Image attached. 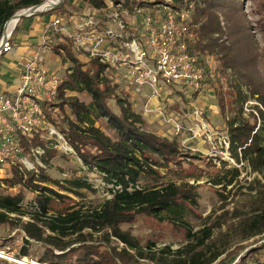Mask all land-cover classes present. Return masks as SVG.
<instances>
[{
	"label": "trees",
	"instance_id": "obj_1",
	"mask_svg": "<svg viewBox=\"0 0 264 264\" xmlns=\"http://www.w3.org/2000/svg\"><path fill=\"white\" fill-rule=\"evenodd\" d=\"M43 1L0 0V36L5 22L16 12ZM77 1L98 10L100 15L111 13L118 5L133 12L144 3H162V0ZM249 1L254 20L249 25L240 20L243 9L238 0H172L170 4L180 11L192 4L193 18L186 23L189 41L194 42L195 50L202 57L211 54L220 62L219 77L209 84L217 95L221 115L226 118L228 111L233 112L227 119L229 153L236 162H245L256 174L246 185L247 198L243 205L223 210L213 221L195 231L183 220L163 216V211L192 204L194 187L188 183H167L142 188L138 187V182L142 175L161 177L158 167L177 164L181 154L178 143L143 130L140 116L134 112L126 95L118 93L112 83L108 65L99 62L98 57L84 63L75 55L71 41L66 40L53 49L71 61V73L59 85L54 99L43 102L42 108L49 122L66 134L83 165L89 170L96 169L111 185L110 195L97 207L57 209L53 207L55 201L62 202L67 196L44 184L51 178L43 168H39L37 174H23L18 166H12L7 182L11 187L18 186L19 190L0 196V224L7 225L11 231H21L19 257H31L29 247L39 243L43 246V252L36 257L40 264H145L140 263L141 260L147 264H212L224 254L231 256V248L236 244L264 233V127L257 125L253 114H250L252 120L243 116L244 104L252 99L256 102L252 108L264 122V0ZM74 2L63 0L41 14L54 12L66 19L69 12L64 7H73ZM224 83L233 92L229 102L222 92ZM82 90L90 95V104L69 95ZM197 93L194 92V96ZM67 106L74 120L67 115ZM101 118L116 131L117 140H110L95 126L94 122ZM20 142L27 154L31 146L45 144L39 135L31 139L21 136ZM51 150H46L45 162L52 158ZM229 173L232 176L226 180L224 188L233 184L239 175L238 168ZM56 183L59 190L75 196L82 195L79 189L95 192L83 178L69 179L66 186ZM25 191L33 194L30 207L23 203L27 196ZM141 215L181 224L186 243L174 250L167 245L155 249L153 242L142 246L129 228H122Z\"/></svg>",
	"mask_w": 264,
	"mask_h": 264
},
{
	"label": "rangeland",
	"instance_id": "obj_2",
	"mask_svg": "<svg viewBox=\"0 0 264 264\" xmlns=\"http://www.w3.org/2000/svg\"><path fill=\"white\" fill-rule=\"evenodd\" d=\"M238 2L243 9V12L239 14L240 20L246 22L248 25L250 23L253 24L254 20L251 14L253 6L251 2L249 0H238ZM171 3L172 0H162L161 4L170 5ZM148 4L144 3L142 6L144 12H150L152 15L158 14L160 6ZM68 7L70 6L68 5ZM170 7L176 10V8L171 5ZM86 9H88V6L83 3L82 6L80 3L79 7L75 8L74 15L76 19H72L71 21L75 26L83 21V13ZM181 11L187 14L188 19L191 20L193 18L192 4L188 9L182 8ZM220 14V19H224L222 17L223 14ZM63 19L65 18H62V20ZM23 20L26 21V18ZM101 20L104 21V18H101ZM136 23L139 25L138 22ZM188 43L190 46L189 50L202 57V55L198 54L195 50L194 42L189 41ZM72 47L76 52L83 53L84 56L87 57L86 59L93 58L74 42L72 43ZM49 54L53 53L50 52ZM64 57L66 58V56ZM214 58L219 67V60H217L215 56ZM49 65H51V67H48L53 70V66L56 64L53 65V62H50ZM117 71L118 72L113 75L111 81L117 87L118 93L129 97L130 103L133 106L132 109L140 116V127L159 137L176 141L181 152L177 157V164L170 163L168 166L158 167L161 177L142 175L138 182V187L149 188L152 186H163L167 183H188L195 189V198L192 204L184 207L171 208L169 211H163L161 214L165 217L175 218L177 221L183 220L195 231L204 224H209V222L213 221L214 217L222 213L223 210H232L234 207L242 206L244 200L247 198L246 185L256 174L249 169L245 162H236V160L230 156L229 151L226 152L218 143L220 137L223 135H226L227 138L230 139L227 133V119L233 115V112L228 111L226 118L221 115L218 107L217 95L214 91L207 86L198 93L196 92L198 94L196 97L190 89H174L175 93L168 96L164 102L167 104L165 106L168 113L173 118L177 117V123L182 126L181 132L179 134H174L173 128L165 123L162 118L157 116L156 105L152 107L154 111L150 113L144 110L146 98L141 93L133 97L132 91L135 92V89L125 83L121 70ZM3 78L9 79L10 77L7 76ZM207 85L210 86L209 83ZM222 92L225 94V100L227 102L232 100L233 92L228 84L224 83ZM69 95L76 96L79 100L87 104L91 102L90 95L84 90L73 91L70 92ZM255 104V101L249 99L244 104L243 116L250 117L252 120L250 114H253L254 117L257 118V125L264 127V122L261 117H259L257 111L252 108ZM197 107L201 108V117L210 127V135H207L206 132H199L203 135L191 138L192 135L189 129L196 128V122L194 121L192 113L188 111L192 112ZM66 113L70 119L74 120V115L68 106L66 107ZM90 119L92 120L93 117L90 116ZM94 123L110 140H117L116 131L105 119H98ZM51 152L53 153L52 158L48 159L46 162L44 161L46 157L42 160L43 169L51 178L50 182L44 184L67 196L62 202L55 201L53 205L54 208L63 209L66 207H73L74 209H78L80 207H97L104 199L109 197L111 185L107 184L102 179V175L96 169L89 170L74 154L64 155L56 150H51ZM236 167L238 168L239 175L234 178V182L231 186L224 188V183L232 176L229 171ZM154 168L157 169L156 167ZM11 175L10 169L6 167H3L0 171V196L7 194V192L16 193L19 190L18 186L11 187L8 184L7 179L10 178ZM257 177L261 178L259 175ZM75 178L86 179L95 192L90 189H79L78 191L82 195L75 196L72 193L59 190L60 188L56 182L66 186L67 180ZM217 180L221 181V184H215ZM26 194L27 196L23 203L27 205V207H30L33 203V194L28 191ZM221 208L223 209L221 210ZM122 228H129L142 246H145L149 242L155 243V249H161L167 245L174 250L187 241L181 224L174 225L166 219L160 221L146 215L136 217L132 224L123 225ZM112 241L114 245L117 244L114 238ZM21 245V231H11L7 225L0 224V249L4 251V254L20 259L18 251ZM29 252L31 253V257H25V259L29 261V263L40 264L36 257L43 252V246L39 243H33V245L29 247ZM232 252L234 255L226 256L228 253L224 254L212 264H231L235 261L238 262L237 264H264V233L236 244L231 248L230 253ZM140 263L147 264L146 261L143 260H141ZM3 264L17 263L12 259V261L4 260Z\"/></svg>",
	"mask_w": 264,
	"mask_h": 264
},
{
	"label": "built area",
	"instance_id": "obj_3",
	"mask_svg": "<svg viewBox=\"0 0 264 264\" xmlns=\"http://www.w3.org/2000/svg\"><path fill=\"white\" fill-rule=\"evenodd\" d=\"M157 6H160L158 14L152 15L145 13L143 8L130 12L118 5L107 16L103 27L98 25L93 12L73 31L63 32L91 57H98L101 63L110 67L124 69L127 85L136 92L147 87L149 94L144 110L150 113L154 111L152 101L159 103L157 116L173 128L174 134H179L182 126L177 123V117L168 113L164 103L167 96L176 88L190 89L193 93L207 86L211 89L207 84L219 77V67L213 55L200 57L189 50L190 34L185 12L173 10L168 4ZM60 24L61 20L55 19L50 25L55 29ZM92 26L97 28L86 30ZM12 31L0 36V56L13 50ZM47 33L43 36L42 46L21 59V72L14 89L10 93H0V171L3 167L11 171L15 165L23 174H37L39 168H43L42 159L47 149L75 155L66 135L49 122L42 108L43 102L54 99L64 79L44 64V53L49 48L45 44ZM191 113L196 122V128L189 129L191 138L203 135L199 132L210 135V127L201 117V108L197 107ZM36 135L43 138L45 144L31 146L28 154L25 153L21 136L31 139ZM219 140L228 152L227 136L223 135ZM12 259L18 260L0 249V264Z\"/></svg>",
	"mask_w": 264,
	"mask_h": 264
},
{
	"label": "crops",
	"instance_id": "obj_4",
	"mask_svg": "<svg viewBox=\"0 0 264 264\" xmlns=\"http://www.w3.org/2000/svg\"><path fill=\"white\" fill-rule=\"evenodd\" d=\"M80 3L81 2H78L77 0H75L73 7L74 6H75V8L79 7ZM81 6H82V3H81ZM73 7L72 6L68 7V5L64 7L65 10L69 12L68 18L63 19L66 22L63 21L62 18L57 16V14L54 12L49 13V14H41L40 13L41 15L39 14V15L23 17L22 19H19L20 21L18 22V24L16 23L17 27L15 29H13L12 36H11V42L13 44V50L11 52L3 54L2 58L0 59V61H1L0 62V65H1V67H0V70H1L0 71V93L1 92L2 93L3 92L10 93L14 89L16 81L19 78L20 72H21V66H20L21 59L30 55V53H32L35 49H38L40 46H42V39H43L44 34L47 31H48V33H47L48 37L46 39L45 44L49 48L46 49V51L44 53V64L46 65V67L50 71L56 72V73H58V75H61V76L63 75V77H64L63 81L67 80L68 76L71 73L72 63H70L71 61L67 57L65 58L63 56L64 54H62V56L57 54L54 51L53 46L57 45V44H59V45L65 44L66 40H70V37L67 35V33H65L63 31H67L68 33H70L71 31L74 30L75 27H77L83 23V21H82V22L78 23L77 26H75V24H73L71 22L72 19L73 20L76 19V16L74 15L75 14V11H74L75 8H73ZM93 12L96 13L94 18H96V20L99 21L98 25L100 27H103L105 21H107V16L110 13L105 14V15H100L98 10L91 9L90 7H88V9H86L85 12L83 13L84 17L82 18V20L87 18L89 15L93 14ZM25 18H26V21L23 20ZM101 18H104V21L101 20ZM55 19L61 20V24L59 26H57V28L55 27V29H53V27L50 24ZM61 28H63L64 30H61ZM96 28H97V26H92V27L86 28V30L89 31V30H94ZM70 41H71V43L74 42L72 39ZM82 50H84V49H82ZM59 51L61 53H63V51L61 49H59ZM84 51L86 53H88V51H86V50H84ZM50 52L53 54H49ZM74 53L77 56V58L82 60L84 63H87L90 59H92V58L86 59L87 57H85L83 53L82 54L78 53V52H76L75 49H74ZM89 56H90V54H89ZM93 58H95V57H93ZM50 62H53V65L56 64L55 66H53L54 67L53 70H51L49 68V67H51V65H49ZM85 68H86V65H85ZM108 69H111V71H112V74L109 76L110 79H112L113 75L118 72L117 70H121L123 80L127 84L126 78L124 75V73H125L124 69H122V68L116 69L112 66L110 67L109 65H108L107 70ZM7 76H9L10 78L9 79L3 78V77H7ZM135 92L132 91L133 97H134V95H138L141 93L147 99V96L149 94L147 87H144L143 89H141L140 91H138L136 93ZM173 93H175L174 90L172 91V93H170V95H172ZM170 95H168V96H170ZM127 99L129 100V97H127ZM129 102H130V100H129ZM158 104L159 103L152 101L151 107H155V105L157 107ZM54 110L56 111V109H54ZM188 112L191 113V111H188Z\"/></svg>",
	"mask_w": 264,
	"mask_h": 264
},
{
	"label": "water",
	"instance_id": "obj_5",
	"mask_svg": "<svg viewBox=\"0 0 264 264\" xmlns=\"http://www.w3.org/2000/svg\"><path fill=\"white\" fill-rule=\"evenodd\" d=\"M62 2H63V0H45L39 4L30 6L28 8H25V9H22V10L16 12L9 20L16 18V23H17L19 21V19H21L23 17H29V16H32L35 14L44 13L50 9L57 7ZM9 20H7L3 26L2 36H5L6 24ZM16 23H15V25H16ZM15 25H14V27H15ZM14 27H13V29H14Z\"/></svg>",
	"mask_w": 264,
	"mask_h": 264
},
{
	"label": "bare ground",
	"instance_id": "obj_6",
	"mask_svg": "<svg viewBox=\"0 0 264 264\" xmlns=\"http://www.w3.org/2000/svg\"><path fill=\"white\" fill-rule=\"evenodd\" d=\"M15 23H16V18H13V19H11V20H9L7 22L5 34H7L9 31H11L13 29ZM15 261L18 264H32V263H29V261H27L25 258L18 259V260H15ZM33 264H36V263H33Z\"/></svg>",
	"mask_w": 264,
	"mask_h": 264
}]
</instances>
